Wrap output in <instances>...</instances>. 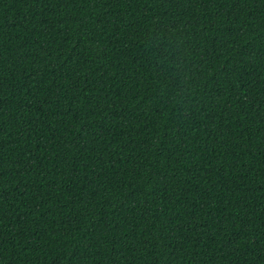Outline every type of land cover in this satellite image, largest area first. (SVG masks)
<instances>
[{"label": "trees", "instance_id": "obj_1", "mask_svg": "<svg viewBox=\"0 0 264 264\" xmlns=\"http://www.w3.org/2000/svg\"><path fill=\"white\" fill-rule=\"evenodd\" d=\"M0 264H264V0H0Z\"/></svg>", "mask_w": 264, "mask_h": 264}]
</instances>
